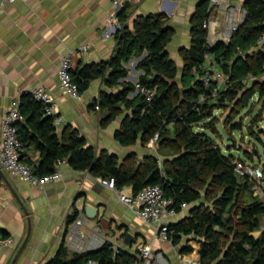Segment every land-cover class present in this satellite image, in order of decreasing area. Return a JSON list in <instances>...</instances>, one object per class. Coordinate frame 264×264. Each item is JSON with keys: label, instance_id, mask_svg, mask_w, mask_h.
<instances>
[{"label": "trees", "instance_id": "16d2710c", "mask_svg": "<svg viewBox=\"0 0 264 264\" xmlns=\"http://www.w3.org/2000/svg\"><path fill=\"white\" fill-rule=\"evenodd\" d=\"M205 2L200 0L192 14L190 44L179 52L180 69L166 50L174 32L169 18L160 13L138 16L129 29L124 23L125 7L117 12L120 27L114 34L112 56L71 69L72 80L81 93L96 78H102L110 90L101 91L93 103L101 113V126L125 115L115 131V140L122 146L137 142L145 145L157 134L154 147L161 159L150 155L139 162L135 153H129L120 161L117 154L107 150L97 153L71 126L59 135L54 115H46L44 105L28 93L19 98L24 119L16 126L23 148L38 151L39 159L26 160L21 152V160L43 176L65 159L73 169L99 178L113 177L118 189L131 187L133 193L158 184L177 210L183 202L190 204L184 217L169 224L168 240L173 245H179L183 237L196 241L200 264H264V199L253 194V182L247 176L235 173V161L242 159L225 153L214 138L218 132L216 111L229 109L225 119L230 124L253 95L264 108V51H253L264 34V0H244V23L227 43L218 40L213 45L207 44L203 27L211 11ZM208 53L228 78L224 89L214 94L199 79L201 73H194ZM132 57L138 59L135 68L140 72L135 83L125 80L126 64ZM136 84L152 90L153 97L147 100ZM260 119L261 111L251 123ZM248 130L253 132L251 124ZM78 213L74 210L68 223ZM190 251L192 247L186 244L180 252ZM134 259L127 248L118 247L116 251L107 240L98 249L70 255L62 245L46 264H88L90 260L133 264Z\"/></svg>", "mask_w": 264, "mask_h": 264}, {"label": "crops", "instance_id": "0c3cea01", "mask_svg": "<svg viewBox=\"0 0 264 264\" xmlns=\"http://www.w3.org/2000/svg\"><path fill=\"white\" fill-rule=\"evenodd\" d=\"M114 1L125 7L124 23L129 29L133 28L138 16L149 13L166 15L169 26L174 30L166 50L182 67L179 52L190 44V21L200 0L0 1V149L1 122L12 100L42 84L56 103L53 115L57 134L71 126L97 153L107 150L117 154L120 161L129 153H135L139 162L150 155L162 158L149 142L122 146L115 140V131L125 115H120L105 127L101 126V113L98 105L93 103L101 91H110L102 78L91 80L80 98L69 96L59 86L56 69L66 53H71L73 67L99 63L112 56L116 31L105 34V30L115 10ZM226 1L243 3L244 0ZM210 18L216 20L218 27L221 25L222 15L215 9ZM137 60L132 57L126 64L128 74L125 80L132 83L140 73L135 68ZM22 155L34 162L39 159V152L32 148H23ZM0 168L5 177L0 178V236L14 239L11 246L0 247V264H46L62 245L69 255L75 252L69 238L72 222L68 223L67 219L74 210L84 213V199L98 208L99 217L107 219L106 228H100L96 219L88 220L89 228L98 226L114 247L127 248L133 253L136 244L151 242L155 249L163 250L171 264H184L183 259H199L198 243L190 245L191 253L185 254L180 252L181 247L186 245V241L188 244L194 241L190 237H183L179 245H173L170 240H158L153 226L141 223L116 194L101 185L99 177L87 171L62 164L60 180L36 187L5 171L1 164ZM124 190L129 192L131 187H124ZM187 212H180L170 222L179 221ZM84 231L90 233L88 229ZM123 232L135 234V242L126 245ZM27 236L24 248L14 260Z\"/></svg>", "mask_w": 264, "mask_h": 264}, {"label": "built area", "instance_id": "2783aa9c", "mask_svg": "<svg viewBox=\"0 0 264 264\" xmlns=\"http://www.w3.org/2000/svg\"><path fill=\"white\" fill-rule=\"evenodd\" d=\"M1 3L14 2L16 0H0ZM115 10L110 15L105 34L116 31L120 27L117 18V12L121 7L118 1H114ZM210 14L215 9L222 15V23L218 27L216 20L209 17L203 22V27L207 32V44L213 45L216 41L221 40L227 43L233 33L238 30L246 18V10L243 3H230L226 0H210ZM85 50V48H84ZM253 51H264V34L258 39L256 47ZM72 57L68 52L63 55L56 69L58 82L61 90L74 98H80L81 92L78 86L73 82L71 69ZM194 73H201L198 77L206 87H211L212 93H216L224 89L228 78L222 71L220 65L214 60L213 55L208 53L205 55L204 62L199 69H194ZM253 77L250 76L249 80ZM136 88L145 94L146 99L150 100L154 92L136 84ZM31 96L44 105V113L52 115L55 108V101L51 92L44 85H37L30 91ZM201 99L203 96L200 97ZM20 99L15 98L11 102V106L2 118L1 122V149L0 164L1 167L18 176L27 183L36 187H44L46 184L56 182L62 178L60 166L66 164V160L62 159L57 162L56 169L43 176H38L34 167L21 160V152L23 144L18 137L16 123L23 121L20 113ZM158 135L155 134L150 140V145L154 147ZM234 171L239 176H247L253 182V194L260 197L263 170L261 166L249 164L245 160H236ZM100 183L108 190L117 195L118 199L126 204L138 220L145 224L151 225L155 230V237L160 241H168L170 219L177 216L182 211H187L190 204L181 203L179 210L173 205L171 198L164 195L163 190L158 184H150L142 187L136 193L132 190L125 191L124 188L118 189L115 185L113 177L100 178ZM84 229H88L90 233H86ZM70 245L76 252L95 250L100 248L106 241V237L101 234L98 226L89 228L88 219L82 212L78 213L71 224L69 232ZM14 243V239L10 236H0V247H8ZM117 251L118 247H114ZM135 256L133 264H171L169 257L161 249H155L151 242L136 244L133 251ZM184 264H200L199 259H183ZM88 264H98L94 260L88 261Z\"/></svg>", "mask_w": 264, "mask_h": 264}, {"label": "rangeland", "instance_id": "374dc122", "mask_svg": "<svg viewBox=\"0 0 264 264\" xmlns=\"http://www.w3.org/2000/svg\"><path fill=\"white\" fill-rule=\"evenodd\" d=\"M206 7H210V0H206ZM179 69L181 68L178 66ZM181 72H178V79ZM190 76L185 75V79L189 80ZM262 112V119L251 123L252 118L256 113ZM230 112L229 109H223L215 112L218 119L216 125L217 134L214 135L216 141L219 143L221 149L225 153H232L236 157L245 160L249 164H255L261 166L264 169V108H262V102L257 95H253L246 108H239L237 115L228 124L226 122V116ZM251 124L253 132H249L248 126ZM261 195L264 199V179H262ZM100 228H106L107 222L96 223ZM262 226L264 227V216L262 218ZM258 232H255L257 234ZM138 239V237H137ZM135 242V241H134ZM188 244V241L185 242ZM188 245H197L196 241H192ZM190 252L185 254H190ZM178 264V263H177Z\"/></svg>", "mask_w": 264, "mask_h": 264}, {"label": "water", "instance_id": "95a60500", "mask_svg": "<svg viewBox=\"0 0 264 264\" xmlns=\"http://www.w3.org/2000/svg\"><path fill=\"white\" fill-rule=\"evenodd\" d=\"M243 23H244V22H243ZM243 23H242V24H243ZM144 54H145V52L143 53V55H144ZM143 55H142V56H143ZM134 81H135V79H134ZM0 178L5 179L4 174H3L1 168H0ZM10 191L13 193V195H15L14 192H13V190H12L11 188H10ZM82 210H83V212H84L83 215H84L88 220H94V219H96V221L99 220L100 222H102V221L105 220V221L107 222V219H106L105 217H99L100 215H99V213H98V208L95 207V206H93V205H91V204H89V203H86V202H85V199L82 201ZM27 239H28V236L25 238V240L23 241L21 247H20L19 250L17 251V253H16L15 257H14V260L17 259V257H18L19 254L21 253V251H22V249L24 248V245H25ZM134 239H135V234L128 232V233H126L125 236H124V243H125L126 245H130V244H132V242L134 241Z\"/></svg>", "mask_w": 264, "mask_h": 264}]
</instances>
